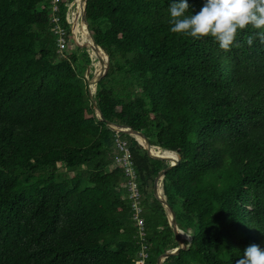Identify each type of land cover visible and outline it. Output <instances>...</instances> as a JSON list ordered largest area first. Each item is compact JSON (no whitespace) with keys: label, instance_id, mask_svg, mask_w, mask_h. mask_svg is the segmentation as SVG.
Listing matches in <instances>:
<instances>
[{"label":"trees","instance_id":"trees-1","mask_svg":"<svg viewBox=\"0 0 264 264\" xmlns=\"http://www.w3.org/2000/svg\"><path fill=\"white\" fill-rule=\"evenodd\" d=\"M72 1L55 13L72 46L59 53L51 0H0V264H136L116 135L155 264L177 246L153 192L168 163L96 118L89 51L65 21ZM189 3L191 14L203 0ZM84 17L105 53L93 94L103 118L179 157L162 191L191 239L162 264H245L247 246L264 247V43L246 42L259 30L223 50L171 31L169 0H85Z\"/></svg>","mask_w":264,"mask_h":264},{"label":"clouds","instance_id":"clouds-1","mask_svg":"<svg viewBox=\"0 0 264 264\" xmlns=\"http://www.w3.org/2000/svg\"><path fill=\"white\" fill-rule=\"evenodd\" d=\"M189 0H169L171 31L199 39L211 36L223 50L239 46L237 36L251 26L259 31L246 35L253 46L264 43V0H203L198 11L188 13ZM245 264H264V247L250 244L244 249Z\"/></svg>","mask_w":264,"mask_h":264},{"label":"water","instance_id":"water-1","mask_svg":"<svg viewBox=\"0 0 264 264\" xmlns=\"http://www.w3.org/2000/svg\"><path fill=\"white\" fill-rule=\"evenodd\" d=\"M84 8H85V0H79V6H78V10L76 12L75 21L72 24H70V34H71V39H72L73 43L77 47L85 48L88 51L98 53L97 60L100 64V69L97 73L94 72L92 74L91 78L87 82V84H88V97L92 102V107H93L96 118L99 121L104 122L107 127L114 130L115 132L123 133L127 136L134 138L137 141V143L143 148V150H145V152L150 157L156 158V159H164L168 163L167 167L165 169L161 170L157 174V176L154 180L153 192H154V195H155L157 201L160 203V205L162 206V208L164 210V213H165L166 218H167V223H168V225L172 231L173 238H174V241L177 244V246L173 249H170V250L164 252L157 259V261L155 263V264H162L168 257L177 254L180 250H186L190 245V240L188 241V243L185 244V242L181 238L182 232H181V230L178 229V227L175 223L174 215H173L169 205L167 204L166 199L163 195V191H162V181H163L164 175L169 169H171L172 167L176 166L179 163V157L175 152L162 150L158 147L151 146L142 133L131 129L130 127L121 126V125H117V124L112 123V122H108L103 118L101 111L98 109L97 105L95 104V102L93 100V94L95 92V87H96L99 75L102 73L103 68L105 66L106 59H104V60L102 59V57H105V53L93 41V39L89 33V30L87 28V22H86V19L84 17ZM79 21L82 23V26L84 27V30L86 31L85 36H86L87 40L85 42H82V43L78 42L77 36L73 32L75 24H77V22H79ZM100 55L102 57H100ZM152 149H159L160 151L171 153V154H173V157H164L162 155L155 154L152 152ZM190 239H191V236H190Z\"/></svg>","mask_w":264,"mask_h":264},{"label":"built area","instance_id":"built-area-1","mask_svg":"<svg viewBox=\"0 0 264 264\" xmlns=\"http://www.w3.org/2000/svg\"><path fill=\"white\" fill-rule=\"evenodd\" d=\"M59 0H51V10L53 12L51 22L53 24V34L56 37V46L58 52L61 53L66 47L65 39V29L59 24L58 17L55 15L57 11ZM72 2L67 7L65 13V21L70 26L72 18ZM116 134L118 132H115ZM115 148L116 154L114 157V162L116 166H121L123 168L124 176L126 178V191L127 198L130 201L131 208V220L133 226L136 230V243L138 250L135 256L136 264H147L149 259V244L146 239V231L144 219L142 217V206L140 200V192L138 183L136 180V173L133 168V163L130 158L129 152L127 150V144L125 141L121 140L117 135L115 137Z\"/></svg>","mask_w":264,"mask_h":264},{"label":"bare ground","instance_id":"bare-ground-1","mask_svg":"<svg viewBox=\"0 0 264 264\" xmlns=\"http://www.w3.org/2000/svg\"><path fill=\"white\" fill-rule=\"evenodd\" d=\"M78 6H79V0H73L72 1V8H73L72 12H73V14H72V18H71V22L72 23L75 21V16H76L75 9ZM75 26H76V29H77V33H79V32L82 33L81 36L83 38V41L85 42L87 39H86V36H85L86 32L84 31L83 26L82 25L80 26L79 22H77V24H75ZM91 55L93 57L95 56L97 58L98 53L91 52ZM100 57H101V55H100ZM102 59L104 60V57H102ZM94 61H96V60H94ZM97 63H98V60L96 61L95 65H94V68H95L94 72H96V73H97V70H96ZM152 152H160L161 154H165L167 157H173V154L168 153V152L160 151L159 149H152Z\"/></svg>","mask_w":264,"mask_h":264},{"label":"rangeland","instance_id":"rangeland-1","mask_svg":"<svg viewBox=\"0 0 264 264\" xmlns=\"http://www.w3.org/2000/svg\"><path fill=\"white\" fill-rule=\"evenodd\" d=\"M77 12V7H76V9H75V13ZM72 24V23H71ZM79 24H80V26L82 25V23L79 21ZM79 26V27H80ZM73 31L74 32H77V29L75 28V26H74V29H73ZM81 34L82 33H78V34H76V36H77V39H78V42L79 43H82V36H81ZM72 49V46H71V44H70V42L68 41L67 43H66V47H65V50H71ZM89 57H90V59H91V65L89 66V67H87V69H86V71L84 72V77H85V79H87V80H89L90 78H91V76H92V74L94 73V65H95V63H96V61H97V58L94 56H92L91 55V51H89ZM94 60H96V61H94ZM99 64V62L97 63V67H96V70H97V72H98V70H99V67H100V64ZM188 239V238H187Z\"/></svg>","mask_w":264,"mask_h":264},{"label":"crops","instance_id":"crops-1","mask_svg":"<svg viewBox=\"0 0 264 264\" xmlns=\"http://www.w3.org/2000/svg\"><path fill=\"white\" fill-rule=\"evenodd\" d=\"M181 238L183 239V241L186 243H188V241L190 240V235L185 234L184 232L181 233ZM188 238V239H187Z\"/></svg>","mask_w":264,"mask_h":264}]
</instances>
